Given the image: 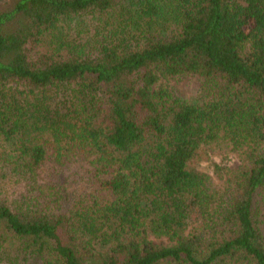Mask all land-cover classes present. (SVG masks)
Returning a JSON list of instances; mask_svg holds the SVG:
<instances>
[{
	"label": "trees",
	"instance_id": "trees-1",
	"mask_svg": "<svg viewBox=\"0 0 264 264\" xmlns=\"http://www.w3.org/2000/svg\"><path fill=\"white\" fill-rule=\"evenodd\" d=\"M0 144V264H264V0H0Z\"/></svg>",
	"mask_w": 264,
	"mask_h": 264
},
{
	"label": "rangeland",
	"instance_id": "rangeland-1",
	"mask_svg": "<svg viewBox=\"0 0 264 264\" xmlns=\"http://www.w3.org/2000/svg\"><path fill=\"white\" fill-rule=\"evenodd\" d=\"M68 26L76 28L75 23ZM63 32L62 36L67 42L74 45H81L85 40L88 39L87 32L75 36V30L70 29L67 26H61ZM61 34L58 35V38ZM57 38V39H58ZM54 46H58V42L53 40ZM66 48L65 46H62ZM71 49V48H66ZM168 86L172 89L173 93L180 98L189 102H201L203 100L204 93L201 88V80L197 76H188L183 78H173L168 82ZM58 94V93H57ZM50 101L55 99L56 101L60 98L54 96L55 93H48ZM9 151V148L5 145L4 147L0 144V152ZM191 167L208 175L212 188L222 194L225 192L227 187V181L231 172L237 171L241 167L240 160L236 153L230 152L223 143H220L213 147H202L198 156L191 163ZM150 240L157 245H166L168 240L166 238H155L150 236Z\"/></svg>",
	"mask_w": 264,
	"mask_h": 264
}]
</instances>
